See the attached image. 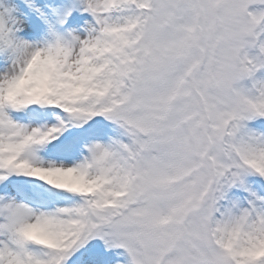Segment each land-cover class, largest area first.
I'll return each mask as SVG.
<instances>
[{"label":"snow or ice","instance_id":"6c2138e0","mask_svg":"<svg viewBox=\"0 0 264 264\" xmlns=\"http://www.w3.org/2000/svg\"><path fill=\"white\" fill-rule=\"evenodd\" d=\"M0 264H264V0H0Z\"/></svg>","mask_w":264,"mask_h":264}]
</instances>
